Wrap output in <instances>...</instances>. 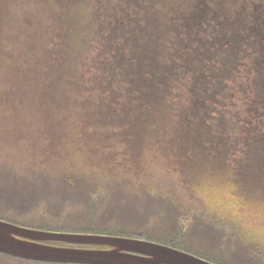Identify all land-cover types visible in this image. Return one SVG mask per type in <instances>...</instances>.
Listing matches in <instances>:
<instances>
[{"label":"trees","instance_id":"1","mask_svg":"<svg viewBox=\"0 0 264 264\" xmlns=\"http://www.w3.org/2000/svg\"><path fill=\"white\" fill-rule=\"evenodd\" d=\"M219 33L223 30L216 35ZM221 44L228 53L236 49L228 42ZM214 50L218 55L134 56L121 43L120 56H98L97 62L87 64V56L70 60V71L79 67L81 74L87 70L80 78L76 73L67 77V85L76 91L58 96L54 89L61 76L51 72L42 80V93V88L30 89L28 81L23 86L31 92H16L14 101L40 109L39 119L35 114L29 118L28 132H42L47 139L44 143L34 134L28 140L23 131L17 133L21 145L0 138V219L41 230L155 241L217 264H264L262 186L243 183L233 166L221 161L212 167L191 164L185 171L180 162H167L165 151L152 141L173 134L178 139L182 136L181 143L206 125L205 143L217 146L218 134L211 132L213 136L210 129L218 124V118L234 123L230 132L220 135L230 144L237 143V134L264 136V48L259 47L256 54L249 50L247 56H222L219 47ZM29 52V48L15 49L13 56H0V67L8 73H16L22 66L52 69L66 57L60 61V56L53 55L59 52L50 50V55L24 60ZM89 71L96 76L91 77ZM93 76L100 86L108 84L109 88L98 93L81 88L89 86ZM251 83L256 88L239 89ZM126 86L122 97L116 93ZM7 87L0 90L2 104L11 101L13 86ZM239 93L246 111L233 104L241 100ZM147 94L154 96L155 102L146 103ZM98 100L117 104L115 112L95 106ZM123 101L124 105L138 102L136 112L122 106ZM167 111L170 114L164 115ZM11 116L2 117L0 125ZM33 119H38L36 124ZM40 119L48 125H41ZM139 121L149 123V133L137 142ZM59 124L65 128L56 130ZM253 144L248 137L247 146ZM262 145L254 144L256 148H264ZM134 147L138 151L134 152ZM185 217L189 218L187 224ZM16 262L81 264L30 260L0 252V264Z\"/></svg>","mask_w":264,"mask_h":264},{"label":"rangeland","instance_id":"2","mask_svg":"<svg viewBox=\"0 0 264 264\" xmlns=\"http://www.w3.org/2000/svg\"><path fill=\"white\" fill-rule=\"evenodd\" d=\"M260 19H264V0H0V56H13L15 49L25 51L28 48L30 52L23 57L27 61L34 60L37 56L50 55V50L59 52L53 55L60 56V61L66 56L62 63L52 69L44 67L45 70H33L22 66L17 68L16 73H8L0 67V90L13 86L10 92L11 101L0 103V119L8 113L12 114L11 118H5L4 124L0 125V138H5L7 143L15 141L17 145H21L22 141L17 133L23 131L26 136L29 135L28 140L35 134L46 142L44 133L28 132L31 127L29 118L35 114L34 118L39 119L40 109L31 103L14 101L15 93L25 91L28 94L30 89L37 88H42V93L45 88L42 80L45 81L49 72L61 76L56 89L52 86V89L59 91L58 96L68 91H76L67 85V77L76 73L80 78L87 70H83L81 74L79 67L75 72L70 71L68 66L72 58L80 61L87 56V64L91 61L97 62L98 56H120L117 50L121 43L134 56H212L215 47L221 49L219 54L222 56H247L251 54L250 51L256 54L259 47L264 48V42H257L264 38V22ZM222 30L223 33L216 35V32ZM224 38L229 40L225 41ZM222 41L235 46V51H225ZM89 73L91 77L96 76L92 71ZM94 76L89 86L81 88L96 92L109 88L108 84L100 86ZM28 81L30 89L23 86ZM253 87L256 88L251 83L239 89L250 91ZM125 90L127 86L119 87L116 93L119 92L122 97V91ZM239 94L241 100L236 99L233 104L241 111H246L242 95ZM145 97L146 103L155 102L154 96L147 94ZM120 104L132 112H136L139 106L138 102H127L126 106L124 101ZM115 105L117 104L98 100L95 106L115 112ZM168 114L169 111L164 112V115ZM38 119H33V124ZM39 123L48 125L44 119H40ZM233 126L234 123L223 122L218 118V124L210 129V133L218 134L217 146L205 143L208 132L206 125L198 127V134L187 136L181 143L179 141L182 136L178 139L173 134H165L153 138L152 141L160 145V151H165L167 162H180L185 171L191 164L199 168L204 165L212 167L218 161L226 162L233 166L235 174L243 183L259 184L264 190V184L260 183L264 182V148L254 146L264 144V136L248 135L254 144L247 146L248 137H239L237 134V143L230 144L220 135L230 132ZM54 128L60 130L65 126L59 124L58 128ZM137 130H141L140 137H137L139 142L148 135L149 123L139 121ZM182 144L185 146L182 147ZM132 145L138 144L133 142ZM136 151L138 147H134V152ZM183 222L187 224L189 218H183Z\"/></svg>","mask_w":264,"mask_h":264},{"label":"water","instance_id":"3","mask_svg":"<svg viewBox=\"0 0 264 264\" xmlns=\"http://www.w3.org/2000/svg\"><path fill=\"white\" fill-rule=\"evenodd\" d=\"M64 242L71 245H56ZM103 245L77 247L73 245ZM0 252L37 261L81 264H217L145 239L41 230L0 219Z\"/></svg>","mask_w":264,"mask_h":264}]
</instances>
